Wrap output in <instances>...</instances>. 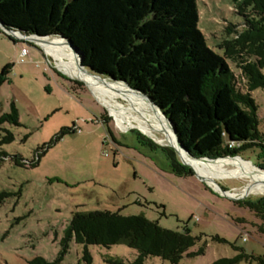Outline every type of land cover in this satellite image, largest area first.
Listing matches in <instances>:
<instances>
[{"label": "rangeland", "instance_id": "1", "mask_svg": "<svg viewBox=\"0 0 264 264\" xmlns=\"http://www.w3.org/2000/svg\"><path fill=\"white\" fill-rule=\"evenodd\" d=\"M197 6L198 26L208 46L223 55L218 45L227 36L226 27L241 28L245 18L236 12L234 0H197ZM23 39L0 29V71L12 65L8 81L0 88V116L11 112L13 104L20 114V125L5 123L0 128V153L8 155L0 158V264H28L36 257L56 260L66 248V231L78 211L144 215L163 228L201 236L189 252L203 246L204 254L185 256L179 264H212L234 257L238 253L234 245L264 256L263 222L254 212L236 204L238 200L224 195L207 178L171 172L165 152L140 141L138 132L160 147L169 145L136 126L120 127L86 83L57 66L42 45ZM23 48L28 49L24 58ZM227 62L237 71L231 60ZM252 95L264 131V89ZM116 100L130 108L123 99ZM230 129L237 137L233 124ZM8 131L14 139L4 142ZM208 141H203V149ZM261 155L262 149L255 147L236 157L264 170ZM38 158L36 165L29 164ZM216 178L230 191L247 183ZM263 197L259 193L244 199ZM217 236L226 241L216 240ZM137 256L126 243L106 248L84 245L73 237L61 264H112L110 257L129 264ZM145 264L172 263L150 257Z\"/></svg>", "mask_w": 264, "mask_h": 264}, {"label": "trees", "instance_id": "2", "mask_svg": "<svg viewBox=\"0 0 264 264\" xmlns=\"http://www.w3.org/2000/svg\"><path fill=\"white\" fill-rule=\"evenodd\" d=\"M234 1L236 12L245 21L241 28L226 27L227 36L218 45L223 55L208 46L198 26L197 0H0V20L26 35L70 39L86 67L126 81L160 106L195 157H243L245 150L260 147L262 159L264 131L260 129L259 107L252 92L264 89V0ZM11 69L9 64L0 71V88L8 81ZM5 123L20 125L15 104L11 112L0 116V128ZM231 124L238 138L232 134ZM138 134L147 146L165 152L171 172L194 176L174 149L160 147ZM13 139L8 131L3 141ZM206 140L211 143L203 149ZM7 156L0 153V158ZM39 159L29 164L36 165ZM236 204L254 212L262 220L264 232V197L238 200ZM73 237L81 244L106 248L126 243L138 252L129 264H145L150 257L179 264L185 256L205 252L203 246L189 252L201 236L163 228L144 215L78 211L66 231L63 253L54 261L36 257L28 264H61L67 242ZM215 239L226 241L219 236ZM234 249L237 255L212 264H264V256L250 254L236 245ZM86 254L90 259L87 249ZM108 262L127 264L114 257Z\"/></svg>", "mask_w": 264, "mask_h": 264}, {"label": "bare ground", "instance_id": "3", "mask_svg": "<svg viewBox=\"0 0 264 264\" xmlns=\"http://www.w3.org/2000/svg\"><path fill=\"white\" fill-rule=\"evenodd\" d=\"M16 35L42 45L45 51L54 57L57 66L72 77L86 83L99 101L107 106L120 127L126 129L136 126L146 134L161 140L164 144L176 147L182 160L192 165L202 177L207 178L222 193H224L223 187L216 182V177L236 178L247 182L239 190L237 188L232 191L227 190L228 195L232 197L235 196L230 192L241 194L244 197L250 194L264 193V170L258 169L240 157H225L216 160L192 158L178 145L170 121L146 95L132 90L123 82L111 80L110 83H104L102 79L97 78L81 66L79 54L71 48L65 39L59 36L37 38L20 33H16ZM116 98L123 99L130 108L122 107Z\"/></svg>", "mask_w": 264, "mask_h": 264}, {"label": "water", "instance_id": "4", "mask_svg": "<svg viewBox=\"0 0 264 264\" xmlns=\"http://www.w3.org/2000/svg\"><path fill=\"white\" fill-rule=\"evenodd\" d=\"M0 29H2L3 31H5L7 34H10V35H12V36H14V37H16V38H19V39H21V37H19L18 35H16V33H20V34L26 35V34H24V33H23L22 31H20V30H15V29H13V28H10V27L6 26L1 20H0ZM28 36H35V37H37V38H48V37H50V36H40V35H37V34H36V35H28ZM59 37L65 39V40L70 44L71 48H72L77 54H79V56H80V60H81V66H82L83 68H85L86 70H88L90 73H93V74L99 75V76H101V77H106L105 75H103V74H101V73H97V72L93 71L92 69L86 67V66L83 64V59H82V56H81L80 52L77 50V48L75 47V45L73 44V42H72L70 39H68V38H66V37H64V36H59ZM106 78L109 79V80L116 81V82H123V83H125L129 88H131L132 90L137 91L138 93H141V94H143V95H146V94H145L144 92H142L141 90L134 89L133 87H131V86L129 85V83H127L126 81L118 80V79H116V78H114V77H111V76H108V77H106ZM146 96H147V97L150 99V101H151L156 107H158V108L162 111V113L167 117V115H166V113L163 111V109H161V107L158 106V105H157V104H156V103H155V102H154V101H153L148 95H146ZM167 119L170 121V123H171L172 126H173V130H174V133H175V136H176V140H177V143H178V145L180 146V148L183 149V150H185V151H187V152L190 154V156H191L192 158H194V159H202V158L195 157L193 154H191V152H190V151L184 146L183 142L181 141V139H180V137H179V135H178L177 129L175 128V126H174L172 120H171L170 118H168V117H167ZM169 147L172 148V149H174V151H175V153H176V155H177V158L179 159V161H180L182 164H184V165L190 167V168L194 171V174H195V175H197L198 177H200V178L203 179V177H202L201 175L198 174V172L196 171V169H195L192 165H189V164H187L186 162H184L183 160L180 159L179 154H178V149H177L176 147H174V146H169ZM205 158H208V159H211V160H215V159H212V158H209V157H205ZM203 180H205V179H203ZM222 191L224 192V193H223L224 195H227V196H229V197H231V198H233V199H235V200H242V199L245 198L244 196H242L241 198H235V197H232V196L228 195V191H227L226 189H224V188H222Z\"/></svg>", "mask_w": 264, "mask_h": 264}, {"label": "built area", "instance_id": "5", "mask_svg": "<svg viewBox=\"0 0 264 264\" xmlns=\"http://www.w3.org/2000/svg\"><path fill=\"white\" fill-rule=\"evenodd\" d=\"M21 39H23V38H21ZM23 40H25V39H23ZM27 55H28V49L27 48H23V51H22L23 58L26 57ZM232 145H234V143H232Z\"/></svg>", "mask_w": 264, "mask_h": 264}, {"label": "crops", "instance_id": "6", "mask_svg": "<svg viewBox=\"0 0 264 264\" xmlns=\"http://www.w3.org/2000/svg\"><path fill=\"white\" fill-rule=\"evenodd\" d=\"M230 191V190H229Z\"/></svg>", "mask_w": 264, "mask_h": 264}]
</instances>
